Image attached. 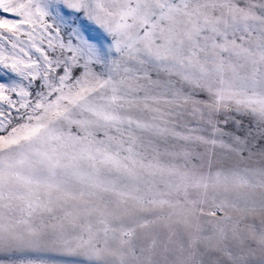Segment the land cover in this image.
I'll return each instance as SVG.
<instances>
[{
	"label": "snow or ice",
	"instance_id": "6c2138e0",
	"mask_svg": "<svg viewBox=\"0 0 264 264\" xmlns=\"http://www.w3.org/2000/svg\"><path fill=\"white\" fill-rule=\"evenodd\" d=\"M0 264H264V0H0Z\"/></svg>",
	"mask_w": 264,
	"mask_h": 264
}]
</instances>
